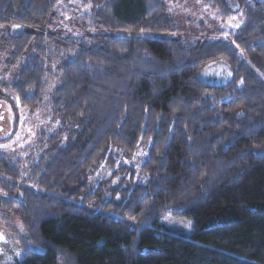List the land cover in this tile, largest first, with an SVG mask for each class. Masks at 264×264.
<instances>
[{
    "label": "trees",
    "instance_id": "trees-1",
    "mask_svg": "<svg viewBox=\"0 0 264 264\" xmlns=\"http://www.w3.org/2000/svg\"><path fill=\"white\" fill-rule=\"evenodd\" d=\"M62 1L0 0L7 65L25 57L0 83L7 103L40 110L48 69L57 78L45 103L57 128L25 159L0 155V215L23 234L17 264H264V0H204L236 20L230 44L21 29L53 28ZM77 1L91 31L178 33L162 0ZM216 62L230 80L201 82ZM145 144L148 180L90 209L100 188L88 191V174ZM167 214L190 219L191 236L162 229Z\"/></svg>",
    "mask_w": 264,
    "mask_h": 264
},
{
    "label": "rangeland",
    "instance_id": "rangeland-1",
    "mask_svg": "<svg viewBox=\"0 0 264 264\" xmlns=\"http://www.w3.org/2000/svg\"><path fill=\"white\" fill-rule=\"evenodd\" d=\"M168 11L171 9L175 17L178 33L173 36L137 33V32H111L91 31L87 24L82 21L84 11L78 6L77 0H63L58 9V20L51 29L25 27L21 28L34 34L49 33L60 39L82 38L87 36H111L124 38H149V39H175L191 42H224L230 44L225 32L236 27V20L221 22L213 12L206 11L199 4L200 0H162ZM171 14V13H170ZM173 17V18H174ZM10 27L0 28V34ZM223 31L222 35L216 33ZM1 37V36H0ZM23 57L16 65H7L6 55L0 40V83L4 81L10 84L16 77L19 66L24 61ZM48 89L43 100V107L36 112H29L16 105L15 111L6 97L8 90L0 88V155H14V158L25 159L36 145L39 131L53 132L58 124L52 118L48 106L50 93L57 85V78L54 76V67L48 69ZM199 80L205 84L222 85L231 78V72L224 62H216L205 67L199 73ZM14 100V99H13ZM149 144L137 149L130 157H115L113 167L100 165L96 170L91 171L87 176V188L94 192L100 188L99 201L91 200L87 206L92 210H98L100 204L110 198L111 191L116 188L132 187L135 184H143L148 176L140 171V166L145 160ZM9 220V219H8ZM13 232L6 229L3 216L0 215V264H17L20 253L17 238L22 237L21 226L18 222L12 223ZM162 229L173 234L182 235L188 238L192 234V221L187 218L176 217L170 214L164 215L159 221Z\"/></svg>",
    "mask_w": 264,
    "mask_h": 264
},
{
    "label": "crops",
    "instance_id": "crops-1",
    "mask_svg": "<svg viewBox=\"0 0 264 264\" xmlns=\"http://www.w3.org/2000/svg\"><path fill=\"white\" fill-rule=\"evenodd\" d=\"M199 4L201 5V7H203L206 11H209L211 12L207 7H206V4H205V1L204 0H200ZM170 8L168 7V12L171 13V15H173V12H170ZM174 17V16H173Z\"/></svg>",
    "mask_w": 264,
    "mask_h": 264
}]
</instances>
